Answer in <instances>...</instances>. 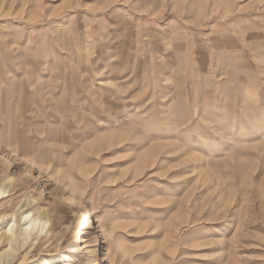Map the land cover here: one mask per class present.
<instances>
[{
	"label": "rangeland",
	"instance_id": "1",
	"mask_svg": "<svg viewBox=\"0 0 264 264\" xmlns=\"http://www.w3.org/2000/svg\"><path fill=\"white\" fill-rule=\"evenodd\" d=\"M2 186L10 264H264V0H0Z\"/></svg>",
	"mask_w": 264,
	"mask_h": 264
},
{
	"label": "bare ground",
	"instance_id": "2",
	"mask_svg": "<svg viewBox=\"0 0 264 264\" xmlns=\"http://www.w3.org/2000/svg\"><path fill=\"white\" fill-rule=\"evenodd\" d=\"M9 192L10 190L7 186L0 187V202L9 198ZM85 216V213H83V217ZM0 219L5 225L3 232L4 242L8 243L10 249H14L15 252L30 248L31 244L39 246L43 239L49 238L51 235L49 227L47 229V224L49 223L47 213L45 210L40 212L36 205H32L30 199H27L13 213ZM98 228L102 233L99 226ZM71 249L73 248H69L70 251ZM0 264H10V260L0 259ZM44 264H71V257L66 254H60L56 260L45 261Z\"/></svg>",
	"mask_w": 264,
	"mask_h": 264
}]
</instances>
